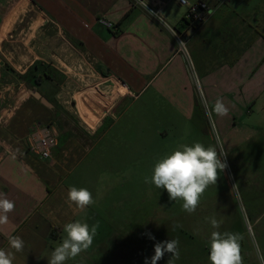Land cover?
<instances>
[{"label": "crops", "instance_id": "1", "mask_svg": "<svg viewBox=\"0 0 264 264\" xmlns=\"http://www.w3.org/2000/svg\"><path fill=\"white\" fill-rule=\"evenodd\" d=\"M159 1L172 30L134 0H0V193L4 194L0 198L15 203L8 223L0 225V248H9L10 235L25 242L13 264H48L65 235L64 224L88 222L98 204L94 200L85 212L73 215L65 200L69 186L83 187L73 174L104 121L91 129L67 115L70 125L59 129L51 159H43L27 146L35 124L57 125L55 106L48 107L35 96L34 91L39 92L50 102L45 92L35 88L31 73L36 65H49L57 54L66 56L58 53V41L65 47L77 43L82 57L91 58L97 70L110 74L108 81L94 86L97 89L104 83L117 89L113 82L118 81L123 93L133 98V87L145 89L158 82L165 94L181 98L179 102L192 109L196 80L191 63L200 75L199 86L202 83L214 103L240 89L248 106L261 103L264 111V0H205L209 13L202 24L186 22L187 8L177 0ZM187 1L193 5L202 0ZM102 18L116 29L100 24ZM180 39L186 43V53ZM221 85L226 90L213 91ZM89 90L83 93L90 100L83 116L93 121L97 117L93 114L90 119L89 108L95 101L87 95ZM100 93L106 104L115 102L111 92ZM83 253L65 264H81Z\"/></svg>", "mask_w": 264, "mask_h": 264}, {"label": "rangeland", "instance_id": "2", "mask_svg": "<svg viewBox=\"0 0 264 264\" xmlns=\"http://www.w3.org/2000/svg\"><path fill=\"white\" fill-rule=\"evenodd\" d=\"M66 47L58 41V53L66 56L57 54L49 65H36L31 74L35 88L45 92L55 106L58 129L69 127L67 115L91 129L95 123L100 125L104 121L91 147L83 152L82 165L73 174L98 203L88 220L90 225L99 221L97 235L79 262L144 264L145 258L154 255L155 243L178 239L180 258L174 264H210L208 244L211 232L217 229L205 218L215 216L222 221L220 232L239 233L242 237L243 264H264L261 103L248 106L241 90H235L222 100L227 113L219 115L202 83L201 90L195 87L190 110L179 102L181 98L165 94L158 82L145 89L133 87V98L123 93L125 88L118 81L113 82L117 83V89L111 88L112 83H104L98 90L94 86L108 81L110 74L97 70L91 58L82 57L77 43ZM63 49L69 50L65 53ZM190 72L195 80L200 78L193 65ZM90 88L115 96V102L103 109L93 102L95 107L89 109L96 121L83 116L86 109L82 97ZM217 88L213 91L226 90L222 85ZM108 111L115 112L114 116L108 117ZM194 142L205 147L217 146V151L218 142L222 144L227 153L222 160L227 167L220 173L217 184L206 189L196 211L190 215L182 210L181 200H170L166 190L145 184L144 177L151 176L159 158L180 144L191 146ZM174 224L182 227L173 231ZM149 234L155 239H150ZM170 258L171 254L165 253L157 264H167Z\"/></svg>", "mask_w": 264, "mask_h": 264}, {"label": "clouds", "instance_id": "3", "mask_svg": "<svg viewBox=\"0 0 264 264\" xmlns=\"http://www.w3.org/2000/svg\"><path fill=\"white\" fill-rule=\"evenodd\" d=\"M214 110L217 114H226L228 109L222 98H217ZM205 147L200 142L191 146L180 144L173 150L157 160L152 169L151 176L144 177L145 184L154 185L157 189H164L173 201L181 200L182 210L193 214L200 204V199L210 185H216L220 173L227 167L222 157H226L223 145ZM0 197H4L0 193ZM65 203L73 211V215L85 212L88 206L95 203L92 193L85 187L69 186ZM15 203L7 198H0V225L8 223V213L14 211ZM213 229L209 239L210 264H243L241 256L239 233L229 231L220 232L222 221L215 216L205 218ZM99 221L92 223L76 220L63 226L65 235L50 254L48 264H65L69 259H75L82 252H86L93 244L97 235ZM182 225L174 224L173 231ZM150 239H155L149 234ZM8 249L0 248V264H13L15 253L22 252L25 242L18 235L8 237ZM14 250V251H13ZM165 253H170L171 258L167 264H174L179 260V240L171 239L157 242L154 245V255L145 258L144 264H157Z\"/></svg>", "mask_w": 264, "mask_h": 264}, {"label": "built area", "instance_id": "4", "mask_svg": "<svg viewBox=\"0 0 264 264\" xmlns=\"http://www.w3.org/2000/svg\"><path fill=\"white\" fill-rule=\"evenodd\" d=\"M180 5L187 8V13L184 20L193 24H202L209 13V5L205 0L199 1L196 4H190L187 0H177ZM134 2L140 7L144 8L160 25L172 30L167 20L162 15V9L164 4L159 0H134ZM100 24L108 28L109 30H115L116 27L111 21L102 18L99 20ZM180 45L182 51L186 53V43L180 39ZM190 66L192 64L190 63ZM1 62H0V78H1ZM196 85L199 90V81L196 80ZM59 142V129L54 124H42L37 123L32 128L30 134L27 137L28 149L42 157L43 159H51L54 150L58 147Z\"/></svg>", "mask_w": 264, "mask_h": 264}, {"label": "bare ground", "instance_id": "5", "mask_svg": "<svg viewBox=\"0 0 264 264\" xmlns=\"http://www.w3.org/2000/svg\"><path fill=\"white\" fill-rule=\"evenodd\" d=\"M86 95V94H85ZM87 95H89V96H91L92 98H94V101L99 105V106H104L106 103H105V101L106 100H104L105 98H104V96L100 93V92H98V91H95V90H90V91H88V93H87ZM91 99V98H90ZM88 102V100H87V97L86 96H84V97H82V103H83V106H85L86 105V103ZM88 103H90V102H88ZM88 106V105H87ZM85 108V107H84ZM86 109V108H85ZM88 111V110H87ZM92 117H93V114H92ZM94 121H96L95 119H94Z\"/></svg>", "mask_w": 264, "mask_h": 264}, {"label": "water", "instance_id": "6", "mask_svg": "<svg viewBox=\"0 0 264 264\" xmlns=\"http://www.w3.org/2000/svg\"><path fill=\"white\" fill-rule=\"evenodd\" d=\"M35 96L42 101V103L48 107H53V105L43 97L39 92L34 91Z\"/></svg>", "mask_w": 264, "mask_h": 264}, {"label": "trees", "instance_id": "7", "mask_svg": "<svg viewBox=\"0 0 264 264\" xmlns=\"http://www.w3.org/2000/svg\"><path fill=\"white\" fill-rule=\"evenodd\" d=\"M39 81H41V79L38 80V83H39Z\"/></svg>", "mask_w": 264, "mask_h": 264}]
</instances>
